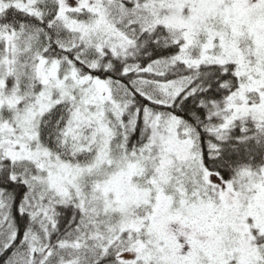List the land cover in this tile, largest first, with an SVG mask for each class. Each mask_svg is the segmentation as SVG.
<instances>
[{"label": "snow or ice", "instance_id": "snow-or-ice-1", "mask_svg": "<svg viewBox=\"0 0 264 264\" xmlns=\"http://www.w3.org/2000/svg\"><path fill=\"white\" fill-rule=\"evenodd\" d=\"M0 264H264V0H0Z\"/></svg>", "mask_w": 264, "mask_h": 264}]
</instances>
